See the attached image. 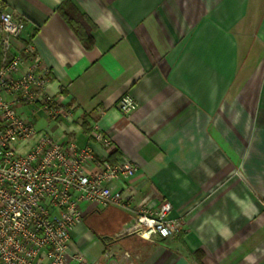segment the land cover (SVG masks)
Returning <instances> with one entry per match:
<instances>
[{"label": "crops", "instance_id": "obj_1", "mask_svg": "<svg viewBox=\"0 0 264 264\" xmlns=\"http://www.w3.org/2000/svg\"><path fill=\"white\" fill-rule=\"evenodd\" d=\"M91 30L85 48L60 16ZM24 18L54 118L18 114L63 145L139 173L111 184L127 207L84 206L69 255L104 264H264V0H0ZM128 95L136 108L119 113ZM90 131V133H89ZM109 138L103 148L96 136ZM86 172H94L92 166ZM169 238L118 236L163 202ZM75 264V263H71Z\"/></svg>", "mask_w": 264, "mask_h": 264}, {"label": "built area", "instance_id": "obj_2", "mask_svg": "<svg viewBox=\"0 0 264 264\" xmlns=\"http://www.w3.org/2000/svg\"><path fill=\"white\" fill-rule=\"evenodd\" d=\"M47 74L24 18L0 5V264H87L81 254H68L70 231L81 224L84 206L124 208L133 200L111 191L113 182L139 173L127 160L110 164L90 148L63 145L47 133L25 156L17 154L18 146L36 135L19 109L39 106L47 117L57 115L56 102L45 94ZM135 108L125 95L118 111L128 116ZM96 139L103 148L111 145L101 134ZM87 166L94 172H86ZM171 210L167 201L154 211L141 210L118 236L138 232L146 240L172 237L177 228L168 218ZM106 256L104 264H126L129 258Z\"/></svg>", "mask_w": 264, "mask_h": 264}, {"label": "trees", "instance_id": "obj_3", "mask_svg": "<svg viewBox=\"0 0 264 264\" xmlns=\"http://www.w3.org/2000/svg\"><path fill=\"white\" fill-rule=\"evenodd\" d=\"M60 16L69 25L75 35H77L84 47L87 49L91 48L93 38L91 36V30H88L84 21L85 19L69 3H65L60 8Z\"/></svg>", "mask_w": 264, "mask_h": 264}, {"label": "rangeland", "instance_id": "obj_4", "mask_svg": "<svg viewBox=\"0 0 264 264\" xmlns=\"http://www.w3.org/2000/svg\"><path fill=\"white\" fill-rule=\"evenodd\" d=\"M26 108H28V107H26ZM31 147H32L31 142H26L24 144H21L17 148V154L20 156H25Z\"/></svg>", "mask_w": 264, "mask_h": 264}]
</instances>
